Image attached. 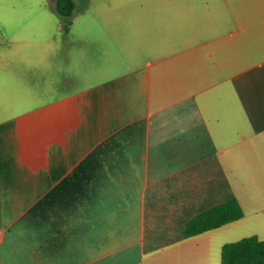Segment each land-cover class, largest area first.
Masks as SVG:
<instances>
[{"label": "crops", "instance_id": "1", "mask_svg": "<svg viewBox=\"0 0 264 264\" xmlns=\"http://www.w3.org/2000/svg\"><path fill=\"white\" fill-rule=\"evenodd\" d=\"M105 4L114 51L0 49V264H221L264 240V0Z\"/></svg>", "mask_w": 264, "mask_h": 264}, {"label": "rangeland", "instance_id": "2", "mask_svg": "<svg viewBox=\"0 0 264 264\" xmlns=\"http://www.w3.org/2000/svg\"><path fill=\"white\" fill-rule=\"evenodd\" d=\"M105 1L74 0L69 30L73 40L83 36L94 50L114 51L107 44L113 40L109 38L112 29L101 17L108 14ZM62 25L54 0H0V49L49 45L55 35L61 36Z\"/></svg>", "mask_w": 264, "mask_h": 264}, {"label": "trees", "instance_id": "3", "mask_svg": "<svg viewBox=\"0 0 264 264\" xmlns=\"http://www.w3.org/2000/svg\"><path fill=\"white\" fill-rule=\"evenodd\" d=\"M74 7V0H54V9L62 18L64 32L69 30ZM242 215L239 201L231 197L194 215L186 222L184 233L193 235L236 220ZM221 264H264V240L249 235L224 243Z\"/></svg>", "mask_w": 264, "mask_h": 264}]
</instances>
